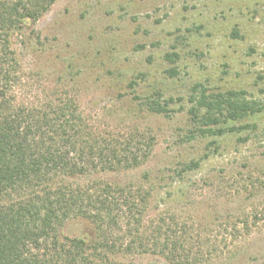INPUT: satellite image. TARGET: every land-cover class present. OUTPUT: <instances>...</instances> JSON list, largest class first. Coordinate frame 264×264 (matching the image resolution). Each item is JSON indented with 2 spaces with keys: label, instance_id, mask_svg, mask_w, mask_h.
I'll return each instance as SVG.
<instances>
[{
  "label": "rangeland",
  "instance_id": "1",
  "mask_svg": "<svg viewBox=\"0 0 264 264\" xmlns=\"http://www.w3.org/2000/svg\"><path fill=\"white\" fill-rule=\"evenodd\" d=\"M11 46L16 104L70 103L99 143L122 150L131 143L148 154L134 168H99L65 183L151 188L146 220L168 213L186 222L194 238L220 248L207 264H264V222L246 229L237 219L251 207L234 186L237 175L263 168L264 138L244 143L249 133L231 134L215 145L213 138L195 139L189 114L197 85L264 105V0H57L15 33ZM157 94L173 100L167 115L148 109ZM258 125L264 130V120ZM192 161L199 169L181 173ZM94 234L83 218L63 227L71 239ZM231 251L237 253L229 257Z\"/></svg>",
  "mask_w": 264,
  "mask_h": 264
},
{
  "label": "trees",
  "instance_id": "2",
  "mask_svg": "<svg viewBox=\"0 0 264 264\" xmlns=\"http://www.w3.org/2000/svg\"><path fill=\"white\" fill-rule=\"evenodd\" d=\"M57 0H0V264H141L161 259L164 264H207L222 254L200 236L194 238L176 215L146 220L153 190L89 182L65 183L92 171H118L138 166L148 154L118 144L97 141L70 103L34 108L16 104L18 61L12 36L35 24ZM173 100L162 95L147 104L151 113L167 115ZM193 137L213 138L249 133L240 140L260 142L264 105L241 92L210 93L197 85L190 98ZM251 123L239 124L245 121ZM258 120V121H257ZM253 122V123H252ZM253 134V136H251ZM219 148V146H218ZM200 161L182 172L199 169ZM242 205L240 219L249 229L264 222V166L237 175L234 186ZM233 186V187H234ZM246 205H244L245 207ZM90 220L95 234L68 238L64 225L71 219ZM254 222H251V221ZM229 257L237 251L228 252Z\"/></svg>",
  "mask_w": 264,
  "mask_h": 264
}]
</instances>
